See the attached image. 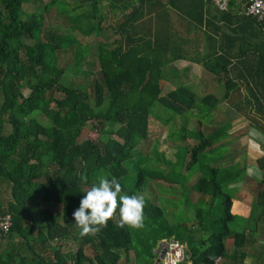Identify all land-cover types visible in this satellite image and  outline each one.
<instances>
[{"label": "trees", "instance_id": "16d2710c", "mask_svg": "<svg viewBox=\"0 0 264 264\" xmlns=\"http://www.w3.org/2000/svg\"><path fill=\"white\" fill-rule=\"evenodd\" d=\"M28 1L0 0V183L7 185L9 195L4 201L0 195V215H9L11 221L7 233H0V242L6 240L0 248V264H120L121 256L126 261L130 251L134 264H153L159 242L171 237L188 252V264H214L216 258V264H242L244 248L252 241L250 234L256 232L257 223L264 224V190H256L248 215H252L253 207L260 208L254 229L235 231L231 228L237 217L230 212L232 199L222 187L244 179L246 167L232 173L204 167L206 176L191 187L199 195L198 201L208 198L207 210L195 213L198 237L184 225H170L160 207L148 200L145 228L149 236L144 242L139 240L138 247L127 226L120 228L109 221L98 235L82 236L73 218L84 193L100 176L116 177L129 195L142 193L146 181L176 183L177 179H168L171 164L155 149L151 159L168 169L146 167L147 156L137 159L138 144L148 139V117L155 104L169 115L162 123L183 117L184 130L180 126L176 139L192 137L196 142L176 147L174 165L180 163L187 169L211 147L212 138L185 130L191 122L185 113L192 114L200 107L207 112L214 109L218 103L215 95L205 94L197 101L185 86L160 94L172 37L178 35L172 32L171 13L181 20L185 17L200 30L202 6L212 0H103L111 14L105 28L111 35L95 46L96 72L88 93L60 82L67 69L80 73L87 49L79 47L73 37L43 31L42 18L23 13L22 6ZM97 1L76 0V7L86 5V18H93L98 12ZM55 2L49 0L48 5ZM213 7L222 25L213 22L216 25L210 34L229 28L226 24L230 23L245 29L235 34L237 29L229 28L239 45L236 54L227 58L223 53L201 64L216 89L220 86L223 90L216 95L228 102L235 93L246 107L239 110V102L227 105L223 116L230 124L236 116L233 113L245 114L252 104L264 118V39L260 30L254 18L233 11L234 0H229L225 11ZM77 20L70 19L72 29L82 30L84 36L105 30L98 23L76 27ZM63 52L72 56L66 65L59 62ZM24 85L29 90L26 97L21 93ZM37 114L45 123L35 117ZM86 126L94 137L77 142ZM255 128L264 135V125ZM255 167L264 177V151L255 160ZM131 171L135 176L128 186L126 176ZM69 238L77 243L73 253L62 254L59 246L50 245ZM259 238L262 241L264 233ZM226 240L231 242L229 251ZM84 246L89 247L91 257L85 255Z\"/></svg>", "mask_w": 264, "mask_h": 264}, {"label": "rangeland", "instance_id": "374dc122", "mask_svg": "<svg viewBox=\"0 0 264 264\" xmlns=\"http://www.w3.org/2000/svg\"><path fill=\"white\" fill-rule=\"evenodd\" d=\"M48 3L49 0H29L22 6V10L25 15L33 13L36 17L42 18L43 31L48 32V30H52L53 33L57 35L62 34L73 37L79 47L87 49L86 55L82 53L85 57L81 63L80 73L72 74V72L67 69L64 71L60 82L63 85L88 93L94 78V73L96 72L94 61L95 46L97 42L103 39V37L111 35V31L105 29L109 25L107 20L111 17L110 12L106 9L108 3L103 0H98L96 5L98 12L93 15V18L88 17V19L86 18V13L88 11L87 6L80 5L76 7L78 4L76 3V0H56V2L50 6ZM45 6L47 7L45 8ZM75 18H78L76 27H78V25L85 27L87 24L94 27L98 23V26L105 30L102 34L100 32L99 35L96 34V32H92L89 36H84L80 32L82 30L79 31L76 28L72 29L74 25L71 23L70 19ZM98 18H100V21H98ZM116 19L117 17L115 20ZM115 20L114 22H116ZM112 25H114V23H112ZM70 61H72L71 53L63 52L59 55V62L62 65H66ZM192 70H194V75L190 76V74H188V78L193 80L197 78L200 73V80L190 81L185 75H174V77H172L163 70L161 81L163 87L160 96H163V94L169 89H174L178 86H185L191 90L194 88L195 90L193 91L197 101L205 94L211 93L215 95L218 99V103L214 109L207 112L205 108L200 107L192 114H188L189 112L185 113L186 117L191 120V122L185 126V130H194L195 132L200 131L204 138H212L211 147L200 155L197 163L189 166L187 169L181 167L180 163L174 165L177 157V155H174L176 153V147L182 145H187L189 147L196 142L192 137H186L184 141H180L178 139L181 132L180 129L185 125L182 121L183 117H174L172 121L162 123L168 119L169 115L163 109H159L157 104H155L151 108V114L148 117V139L138 144L137 150L140 152V155L137 156V159H143V156H147L149 159L146 164L149 165L146 167L157 168L154 166H159L161 169H168L169 166L151 159L153 158L152 154H154L155 149L157 153L162 155L164 160L171 164V168L167 171L169 173L168 179L173 177L174 180L177 179L176 183L168 184L165 182L162 183V181H146L142 193L146 195V200L160 207L163 211L164 217L170 225H184L186 229H190L194 235L198 237L200 234L196 230L197 218L195 217V213L197 210H203V212L207 210L206 202L208 198L205 197L203 199L204 202L201 200L198 201L199 195L192 191L191 187L200 177L206 176L207 173L204 170V167L216 168L218 170L224 169L230 173L234 170H238V168L241 169L246 167L245 174L243 173L244 179L239 183L224 186L222 187V190L223 192L228 193L231 199L242 202L245 201L250 209L251 204H254L256 200V198L253 199L256 190L259 188L264 190V183H262L264 182V177L255 167V160L260 157L264 151V135L255 127L257 125L263 126L264 118L263 115L253 108V105L251 104L249 110L245 112V114H242V112L238 113L239 111L233 113L236 114V116L232 118L234 120L229 124L225 119V116H223V112L228 110L224 107L239 102V110H246L241 97L233 93L228 102L223 101L220 95H216L217 93L223 94L221 87L219 86V88L216 89L210 77L203 73V71L201 73L198 68L194 67ZM88 72L89 75H87ZM169 81L171 83H169ZM166 82L169 84L165 85ZM187 84L189 86H187ZM21 93L24 97L29 94L27 86L24 85ZM54 96L59 97L57 94ZM35 117L38 118L40 122L45 123V118L42 115L37 114ZM198 122L199 126H197ZM182 129L184 130V127ZM177 132L178 140L176 139ZM172 133V139H169V135ZM93 137L94 133H92L89 127L86 126L83 128L77 142ZM186 160L188 159L185 158V162ZM134 176V172L132 171L127 174L126 183L128 186L132 184ZM258 181H260L259 184L257 183ZM136 194L140 193L136 192ZM0 195L3 201L9 197L8 187L3 182L0 183ZM213 207H215V204ZM212 209L214 210L215 208ZM259 215L260 208L253 207V212L250 216L247 215V217L242 218L241 216L236 215L238 217H236V222L232 224L231 228L235 231H240L242 229L252 231L256 222L255 219ZM248 217H250V219ZM255 230L256 232L250 234V238H256V240H254L256 246L255 252H259V262L264 264V239L262 241L259 240V237H262L264 233V224L257 223ZM148 232V228L140 231L130 229L135 246H139V240L144 242V238L149 236ZM34 235L35 233L33 232L30 237L33 238ZM5 242L6 240L0 242V248L4 246ZM50 245L52 248L59 246L62 254L66 252L73 253L77 247V243H74L70 238L67 241H53ZM225 246H227V250L229 251L231 248V242L226 240ZM83 248L85 255L91 257L89 247L84 246ZM46 256H49V254H46ZM123 258L122 255L119 262L120 264H134V256L131 251L127 254L126 261H124Z\"/></svg>", "mask_w": 264, "mask_h": 264}, {"label": "crops", "instance_id": "0c3cea01", "mask_svg": "<svg viewBox=\"0 0 264 264\" xmlns=\"http://www.w3.org/2000/svg\"><path fill=\"white\" fill-rule=\"evenodd\" d=\"M239 8L240 4L235 1V7L233 8L234 10H231L235 12L236 10H239ZM202 16V27L200 30H197L194 29V26L191 23H187L185 17V20H181L179 15L171 13V19L174 23L172 32L178 35H174L172 37L168 56L169 61L168 65L165 68V71L168 75H171L172 77H174V75H185L186 78H188V74H190V76L194 75V70H192L194 67L198 68L202 73L203 69L201 68V64L204 61L223 53L227 54V58L229 56L231 57V55L233 54H236L239 45L236 41H234V34L232 35L230 29L236 28L237 31H235V34H240L238 30L242 27L234 26L232 25V23H230L231 25L225 23L226 26H228L230 29L223 28L222 30L216 32L215 35L210 34V32H212V28H214V25H216H212V23L216 22L219 26H221L222 20L220 19L219 14L214 9L212 3L203 4ZM208 23L210 25H208ZM244 31L245 29L243 27L242 33ZM246 34L248 35V30H246ZM251 40L253 41V39ZM200 78L201 74L199 73L197 78L193 80L197 81L200 80ZM188 79L190 81H193L190 78ZM169 83L171 82L169 81ZM169 83L166 82L165 85H168ZM187 86L189 85L187 84ZM193 90L195 89L193 88ZM233 120L234 119H232L231 122ZM258 172L260 171L258 170ZM230 212L235 216L239 215L242 218H245L247 217V215H249L250 208H248L247 203L245 201L242 202L232 199ZM251 240V244L244 248L243 252L245 253V259L242 264H258L259 262L260 254L259 252H255L256 246L254 240H256V238ZM185 264H188V262ZM259 264L261 263L259 262Z\"/></svg>", "mask_w": 264, "mask_h": 264}, {"label": "clouds", "instance_id": "9594fccd", "mask_svg": "<svg viewBox=\"0 0 264 264\" xmlns=\"http://www.w3.org/2000/svg\"><path fill=\"white\" fill-rule=\"evenodd\" d=\"M146 204L144 193L125 194L116 177L100 176L84 193L73 218L82 236L98 235L109 221L140 231L146 227Z\"/></svg>", "mask_w": 264, "mask_h": 264}, {"label": "built area", "instance_id": "2783aa9c", "mask_svg": "<svg viewBox=\"0 0 264 264\" xmlns=\"http://www.w3.org/2000/svg\"><path fill=\"white\" fill-rule=\"evenodd\" d=\"M240 4L238 14L245 17H252L260 30L261 37L264 39V0H234ZM229 0H212L213 5L219 11L227 9ZM11 221L9 215H0V233H7ZM156 264H181L184 263V249L174 239L167 238L159 242L155 251ZM218 258L214 259V264L218 263Z\"/></svg>", "mask_w": 264, "mask_h": 264}, {"label": "water", "instance_id": "95a60500", "mask_svg": "<svg viewBox=\"0 0 264 264\" xmlns=\"http://www.w3.org/2000/svg\"><path fill=\"white\" fill-rule=\"evenodd\" d=\"M189 254L187 251H184V263L188 262ZM158 262V259H156L155 264Z\"/></svg>", "mask_w": 264, "mask_h": 264}]
</instances>
